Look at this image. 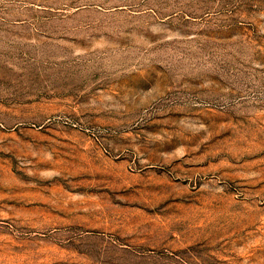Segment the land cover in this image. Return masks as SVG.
<instances>
[{
	"label": "rangeland",
	"instance_id": "374dc122",
	"mask_svg": "<svg viewBox=\"0 0 264 264\" xmlns=\"http://www.w3.org/2000/svg\"><path fill=\"white\" fill-rule=\"evenodd\" d=\"M0 264H264V0H0Z\"/></svg>",
	"mask_w": 264,
	"mask_h": 264
}]
</instances>
